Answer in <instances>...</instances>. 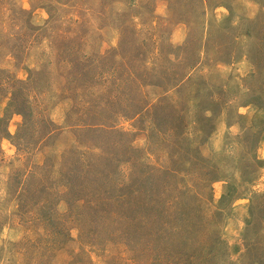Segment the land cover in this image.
Masks as SVG:
<instances>
[{"label":"rangeland","instance_id":"rangeland-1","mask_svg":"<svg viewBox=\"0 0 264 264\" xmlns=\"http://www.w3.org/2000/svg\"><path fill=\"white\" fill-rule=\"evenodd\" d=\"M0 118V264H264V0H0Z\"/></svg>","mask_w":264,"mask_h":264},{"label":"trees","instance_id":"trees-1","mask_svg":"<svg viewBox=\"0 0 264 264\" xmlns=\"http://www.w3.org/2000/svg\"><path fill=\"white\" fill-rule=\"evenodd\" d=\"M2 119H3V118H0V121H3ZM259 133H260V134H263V133H264V127H262V129H260ZM2 134H3V135H6V129H3ZM256 161H257V160H256ZM259 161H260V160H259ZM259 161H257V163H260Z\"/></svg>","mask_w":264,"mask_h":264}]
</instances>
